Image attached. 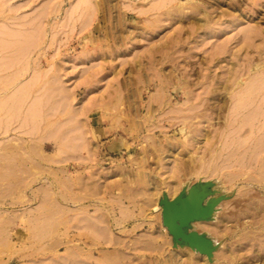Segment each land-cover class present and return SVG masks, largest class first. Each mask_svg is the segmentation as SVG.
Here are the masks:
<instances>
[{"label": "rangeland", "instance_id": "1", "mask_svg": "<svg viewBox=\"0 0 264 264\" xmlns=\"http://www.w3.org/2000/svg\"><path fill=\"white\" fill-rule=\"evenodd\" d=\"M83 1L0 0V106L5 104L0 107V117L10 125L0 129V139L10 145L9 138L11 141L15 137L11 142L14 147L3 143L14 149L20 145L16 144L18 138L28 150L43 137L48 138L41 144L43 161L38 155L33 159L21 154V158L5 151L4 157L0 156V187L9 191L0 188V264H75L70 253L77 247L82 261L78 264L95 262L90 261L91 256L99 264H189L190 255L197 257L189 247L175 248L163 225L159 203L164 194L173 199L167 184H176L174 177L179 174L175 172V162H188L197 154L184 149L183 124L172 119L176 117L174 109L154 104L155 110H148L150 99L161 85V69L165 91L175 105L186 102L184 95L176 92L178 77L185 81L186 91L201 98L207 97L212 78L220 87L229 82L232 85L238 77L242 91L251 92L244 95L245 103L239 102L244 105L237 112L235 97L231 99L233 107L207 109L212 115L211 139L221 149L215 160L216 172L209 178L190 174L183 177L174 186V197L196 183L212 182L217 196L226 199L217 208L214 221L199 223L195 230L219 225L204 230L206 233L199 231L217 247L214 264H224L223 257L229 252L230 256L243 254V264H264L251 257L252 252H258V246H240L251 242V237L261 240L262 233L261 214L251 212L264 200L260 171L264 167V141L260 143L264 139V0H173L164 9L156 7L158 0H90L94 10L91 3ZM180 7L189 17L179 20L169 15L179 12ZM198 9L212 14L215 21L194 26L190 16L199 17ZM211 28L215 33H209ZM220 46H225L226 51H218ZM19 87L25 92L21 93ZM203 110L198 107L197 112ZM150 117L151 123L147 122ZM244 117L252 121L245 122ZM78 119L88 134V148L73 142L80 143ZM202 121L199 117L193 124L202 128ZM209 123H205L207 130ZM240 126L244 127L241 133L253 129L254 134L247 136L243 150L232 156V149L243 141L236 134ZM56 130V137L69 143L67 150L73 148L61 155L67 161L60 159L57 163V145L47 136ZM36 163L41 169L34 172ZM11 168L18 175V168H27L29 175L20 173L25 180L18 181L20 176L15 179ZM4 169H11L12 176L4 179L8 171ZM79 174L93 188L75 196L71 184L64 182ZM73 198H78L76 203ZM119 221L122 226L117 225ZM82 225L90 231L78 230ZM47 226L50 231L45 229ZM3 230L6 233L2 234ZM150 242L154 244L151 247ZM117 252L126 257L118 259L114 255Z\"/></svg>", "mask_w": 264, "mask_h": 264}, {"label": "bare ground", "instance_id": "2", "mask_svg": "<svg viewBox=\"0 0 264 264\" xmlns=\"http://www.w3.org/2000/svg\"><path fill=\"white\" fill-rule=\"evenodd\" d=\"M85 1V0H84ZM84 1H83V3H84ZM172 1L173 0H158L157 1V3H156V7H158V9L159 8H162V9H164V8H166L167 6H169L170 4H172ZM85 2H88V4H90L91 3V1L89 0V1H85ZM82 3V4H83ZM93 3V2H92ZM92 3H91V8L93 9V7H92ZM152 3V2H151ZM150 3V4H151ZM127 7L128 8H130V6L129 5H127ZM127 8V9H128ZM184 8V7H183ZM154 9V8H153ZM157 8H156V10H158ZM174 9V8H173ZM176 9V8H175ZM177 9H181V7L180 8H177ZM187 9H189V8H187ZM204 9V8H203ZM94 10V9H93ZM135 10V9H134ZM149 10V9H148ZM184 10V9H183ZM197 10V9H196ZM172 11V10H171ZM198 11L199 12H201V10L200 9H198ZM144 12V11H143ZM145 12H147V10L145 11ZM173 12V11H172ZM176 12L177 13H173V14H171V13H169V15L170 16H173V15H175V17L177 18V19H179V20H181V18H184L185 16H188L189 17V14H187V13H184L183 11H182V9L181 10H179V12L176 10ZM92 13V12H91ZM141 13V12H140ZM143 14V13H142ZM92 15H93V13H92ZM91 15V16H92ZM163 15V14H162ZM164 16V15H163ZM212 14L210 15L208 12H201L200 13V16L199 17H191L190 16V23H192L194 26H199V27H201V26H205V25H207V24H209L213 19H212ZM90 17V16H89ZM201 17V18H200ZM203 17H205V19L203 18ZM91 18V17H90ZM203 18V19H202ZM214 18V17H213ZM148 21V20H147ZM189 21V20H188ZM213 21H215V20H213ZM212 21V22H213ZM88 22H90V19H89V21ZM87 22V23H88ZM151 23V22H150ZM189 23V22H188ZM86 25V24H85ZM84 25V26H85ZM89 25V24H88ZM161 25V24H160ZM160 25L158 26V27H160ZM157 27V28H158ZM147 33H149V31H146ZM209 33L210 34H213V33H215V30L214 29H210V31H209ZM218 51H226V48H225V46H220L219 48H218ZM240 51V49L238 50V52ZM234 54H237L236 52H234L232 55H233V57H236L237 55H234ZM239 58V57H238ZM234 59V58H233ZM236 59V58H235ZM252 63V62H251ZM253 64V63H252ZM261 64V63H260ZM242 65V64H241ZM248 66L250 65V64H247ZM3 66V65H2ZM247 66V67H248ZM250 67V66H249ZM248 67V68H249ZM261 67H262V69H264V65H261ZM260 67V68H261ZM251 69V68H250ZM258 69V68H257ZM20 71H22V70H20ZM245 71V70H244ZM18 71H15V73H17ZM230 72V71H229ZM233 72V71H232ZM232 72H230V74H232ZM259 72H260V70H259ZM236 73H239V72H236ZM160 77H159V81H160V84L161 85H159V87L157 88V91H156V94H154L153 95V97L150 99V102H149V104H148V110L151 112V111H154L155 110V106H154V104H157L158 105V108H165V107H169V108H172V109H174L172 112H174V114H175V116L176 117H174V118H172V119H175V120H177V121H179L180 123H182L183 124V128L181 129V132H182V134L184 135V137H185V139H186V146H185V148L184 149H186L189 153H192V154H197V156H195V158L194 157H192V159L190 160V161H188V162H185V161H179V162H175V165L176 166H174V169H175V172L176 173H178L179 175L178 176H175L174 178L176 179V184L178 185V184H180L181 183V181H182V179H183V177H185V176H189V174H190V176L191 175H196L198 178H209V177H212L214 174H215V172H216V163H215V160H216V158L217 157H219L218 156V154L220 153V151H221V149L219 148V143H217V141L216 142H214L212 139H211V132H210V129H211V127H212V125L209 123L210 121H211V119H212V115H210V114H208V112H207V109H213V108H217L218 110H224V109H226L228 106H232L233 107V103H235L234 104V108H236L235 110H236V112H237V110H238V108H240L241 106H243L244 105V99H243V97H244V95H246L247 93H246V90H245V92L244 91H242L243 90V88H242V82L240 81L241 79H239L238 77H237V75H236V77L237 78H235V80L232 78V76H231V80L233 81L232 82V85L230 84L231 82H229L230 80V77L229 78H227L228 80H227V82L226 83H228L229 82V84H230V86H229V84H222V85H220V87H218L219 86V84L220 83H217L216 82V80H215V78H212V87L211 88H209L208 90H207V92H206V95H207V97H205V98H201V95H198V96H195L194 95V92H191V91H186L185 90V85H186V83H185V81L184 80H182L181 79V77H178L177 79V84H178V89H177V93L178 94H183L184 95V97L186 98V102L184 103V104H180V103H178L177 102V104L175 105V104H173L172 102H171V100H170V98H169V95H168V93L165 91V81H164V79L165 78H163V74H164V72H163V70L161 69V71H160ZM233 74H235V72L233 73ZM263 73L261 72V75H262ZM16 75V74H15ZM241 75V74H240ZM239 75V76H240ZM255 75V74H254ZM257 76H260V74L259 75H257ZM257 76H254V78H256ZM7 77H8V75H7ZM13 77V76H12ZM35 77V76H34ZM11 78V77H10ZM14 78V77H13ZM37 78V77H36ZM53 78V77H52ZM168 78V77H167ZM253 78V77H252ZM6 79H8V78H6ZM54 79V78H53ZM257 79H259V77H257ZM1 80H3V79H1ZM34 80V79H33ZM166 80V79H165ZM9 80H7L6 82H8ZM20 81H22V80H20ZM258 81H260V80H258ZM261 81H263V80H261ZM252 82H255V80L254 81H252ZM33 83V82H32ZM32 83H31V87H32ZM258 83V82H257ZM261 83V82H260ZM264 83V82H263ZM25 84V83H24ZM28 84V83H27ZM248 84H250V83H248ZM259 85V84H258ZM18 86H19V84H18ZM24 86V85H23ZM27 86V85H26ZM26 86H24V87H26ZM259 86H261V84L259 85ZM207 87V86H206ZM248 87H249V85H248ZM248 87H246L247 88V90H250L251 89V87H249V89H248ZM18 87H16V89H17ZM20 89H22L21 87H19ZM23 89H25V88H23ZM20 90V92L21 93H23V92H25L24 90ZM27 89H29L28 88V86H27ZM27 89H26V91H27ZM245 89V88H244ZM2 90V89H1ZM0 90V91H1ZM18 90V89H17ZM59 90H60V88H59ZM49 91V90H48ZM255 91H257V90H255ZM18 92V91H17ZM60 92V91H59ZM62 92V91H61ZM15 93V92H14ZM27 93V92H26ZM45 93V92H44ZM248 93H250L251 94V92L250 91H248ZM11 94V93H10ZM64 94V93H63ZM250 94H247L248 96L250 95ZM28 95V94H27ZM11 96V95H10ZM9 96V97H10ZM17 96V95H16ZM64 96V95H63ZM1 97V96H0ZM8 97V96H7ZM6 97V98H7ZM237 98V100H238V103H237V100H236V102L234 101L233 103H232V101H231V99L233 100V98ZM66 98V97H65ZM244 98H246V97H244ZM248 98V97H247ZM253 98V97H252ZM243 99V100H242ZM5 100V99H4ZM15 100V99H14ZM64 100V99H63ZM72 100H73V98H72ZM254 100V99H253ZM7 101H8V99H7ZM10 101V100H9ZM17 101V100H16ZM15 101V102H16ZM20 101V100H19ZM66 101H67V99H66ZM211 101H213V103H211L210 104V102ZM240 101H243V102H241V103H243V104H241V106L239 105V102ZM1 102V101H0ZM181 103H182V101H181ZM18 104V103H17ZM39 104V103H38ZM68 104V103H67ZM1 105H3V103L1 104ZM14 105V104H13ZM106 105H108L109 106V104H106ZM37 106V105H36ZM63 106H65L64 104H63ZM102 108H103V106L104 105H100ZM108 106H106V107H108ZM251 106V105H250ZM1 108H4L5 107V104L3 105V106H0ZM17 107H18V105H17ZM40 107V106H39ZM66 107H67V105H66ZM198 107H204V110L203 111H198L197 112V109H198ZM8 108V107H7ZM11 108V107H10ZM15 108V107H14ZM32 108V107H31ZM58 108V107H57ZM260 108V107H259ZM231 109H233V108H231ZM196 110V112H194ZM230 110V109H229ZM1 112L3 111V109L2 110H0ZM168 111V110H167ZM170 111V110H169ZM168 111V112H169ZM232 111V110H231ZM10 111H8V113H9ZM168 112L166 113V114H168ZM218 112V111H217ZM216 112V113H217ZM7 113V111H6V114H8ZM234 113V112H233ZM5 114V113H4ZM36 114V113H35ZM40 114H41V112H40ZM218 114V113H217ZM12 115H13V113H12ZM12 115H11V117H12ZM29 115V114H28ZM10 116V115H9ZM8 115H7V117H9ZM24 116H26V115H24ZM30 116V115H29ZM161 116V115H160ZM218 116V115H217ZM231 116V115H230ZM237 116V115H236ZM4 117V116H3ZM2 117V118H3ZM6 117V116H5ZM4 117V118H5ZM201 118V120H204V121H202V123H203V127L202 128H198L196 125H194L193 124V121H195V120H197L198 118ZM246 117V116H245ZM244 117V118H245ZM25 118V117H24ZM33 118H34V116H33ZM36 118V117H35ZM218 118V117H217ZM244 118L242 119V120H244ZM250 118V117H249ZM11 119V118H10ZM31 119H32V117H31ZM209 119V120H208ZM5 120L6 121H8L6 118H5ZM41 120L42 119H40V122H41ZM71 120V119H70ZM151 120H152V117H150V119L147 121V122H149V123H151ZM250 120V119H249ZM6 121H4V120H2L1 121V117H0V129L1 128H6V127H8L7 125H9V124H7L6 125ZM10 121H12V120H9V122ZM35 121V120H34ZM74 121V120H73ZM208 121V122H207ZM250 121H252V120H250ZM250 121H247V118H245V122H250ZM8 122V123H9ZM32 122V121H31ZM70 122V121H69ZM78 122H79V128H80V131L79 130H77L78 131V133H80L79 135V137L80 138H78V139H80V141H78V142H80V143H76L75 141H73L76 145L77 144H79V147L80 146H82L83 148H88L89 147V138H88V134H86V130H85V126L83 125V122H82V120L80 119H78ZM77 122V123H78ZM160 122V121H159ZM221 122V121H220ZM243 122V121H242ZM241 122V123H242ZM205 123H209V126H208V129L209 130H207V128H206V126H205ZM247 123V124H248ZM22 124H23V122H22ZM31 124V123H30ZM36 124V123H35ZM175 124H177V123H175ZM246 124V123H245ZM245 124H243L244 126H246ZM250 124H252V122L250 123ZM38 125V124H37ZM152 126H155V123H153V124H151ZM240 125V124H239ZM242 125V124H241ZM253 125V124H252ZM10 126V125H9ZM20 126V125H19ZM32 126V125H31ZM157 126V125H156ZM232 126V125H231ZM262 126V125H261ZM26 127V126H25ZM77 127V128H78ZM158 127V126H157ZM250 127V126H249ZM39 128V127H38ZM78 128V129H79ZM222 128V127H221ZM239 128H241V126L239 127ZM238 128V129H239ZM261 128V127H260ZM17 129H18V127H17ZM5 129H3V131H4ZM31 130H33V129H31ZM30 130V131H31ZM55 130V129H54ZM58 130V129H57ZM56 130V132L54 133H52V132H48V133H50V135H47V136H49V137H51L52 139H54V141H55V143H56V145H57V150H58V155H57V158H56V162L55 163H57V162H59L60 161V159H64V161H67L68 159V157L66 158L67 160H65V158H63L61 155L62 154H64L65 153V150L66 151H69V150H73V148L71 149V148H69V150H67L68 148L66 147V146H68V145H66V144H69V143H65L64 141H63V139L61 140V138L62 137H56L57 135H55L56 133L58 134V131ZM75 130V129H74ZM224 130V129H223ZM236 130V129H235ZM242 130H244V127L243 128H241V130H239V132H238V130L236 131V134L238 133L239 135H240V140H243V141H239L241 144L244 142V141H246V140H244V139H246L247 138V136H251V135H253L254 134V130L252 129L251 131H244L243 133H241L242 132ZM9 131V130H8ZM60 131V130H59ZM5 132H7V129H6V131H4V133ZM18 132V131H17ZM43 132V131H42ZM149 132L151 133L152 132V130H149ZM220 133H222V131L220 130L219 131ZM3 133V132H2ZM3 133V134H4ZM73 133V132H72ZM220 133H218L219 135H220ZM232 132H230V134H231ZM17 134H19V133H17ZM200 134H202V136L200 135ZM20 135V134H19ZM54 135V136H53ZM214 135H216V133L214 134ZM227 135V134H226ZM18 136V135H17ZM46 136V137H47ZM63 136V135H62ZM19 137V136H18ZM68 137V136H67ZM219 137H221V136H219ZM227 137V136H226ZM226 137L224 138L225 139V141H226ZM12 138V137H11ZM14 138L15 137H13V139H11V141H10V138H9V142H10V145H11V142H13L14 141ZM202 138V139H201ZM239 138V137H238ZM237 138V139H238ZM40 139V138H39ZM43 139H45V140H47L46 138H44L43 137ZM42 139V140H43ZM65 139V138H64ZM71 139H74V138H71ZM76 139V138H75ZM220 138H218V140H219ZM236 139V140H237ZM249 138H247V140H248ZM261 139V138H260ZM13 140V141H12ZM20 141V139H18L17 138V140H16V144H20V145H18V147L15 145V147L16 148H14V149H12L13 147H14V145H11V146H13V147H11V149L10 148H7V145L6 146H4V144H8V142H6L5 140H2V139H0V156L1 157H4V154H5V152H6V154L7 153H9V154H13V155H19V156H21V158L23 157L22 155L24 154L25 156H27L28 154L31 156V158H33V156H37L38 155V158H39V156L41 157V158H39L41 161H43L42 159V155H40V153H41V144L43 143V141L42 140H40V141H38V144H37V146H36V144H35V146L33 145V147L29 150H27V149H25V148H23L22 146H21V143H19V141ZM44 140V141H45ZM230 140V139H229ZM4 141L6 142V143H4ZM21 141H24V140H21ZM72 141V140H71ZM205 141V142H204ZM224 140H223V142H225ZM231 141V140H230ZM263 141H264V139H262V142H260V143H263ZM30 142H31V140H30ZM236 142H238V141H236ZM235 142V143H236ZM4 143V144H3ZM24 143H26V142H24ZM231 143V145H232V141L230 142ZM229 143V144H230ZM239 143V144H240ZM72 144V143H71ZM75 144H73V145H75ZM203 144H206L207 146H204ZM224 144V143H223ZM228 144V145H229ZM238 145V147H235L234 149L235 150H233L232 149V151H231V155L232 156H234V155H237L239 152H241V150H243V145H244V143L242 144V145ZM258 143H256V145H257ZM9 145V144H8ZM9 145V146H10ZM30 145H31V143H30ZM73 145H71L72 147H74V149H76L75 147H77L76 145L75 146H73ZM255 145V146H256ZM222 146H224V145H222L221 144V148H222ZM69 147V146H68ZM230 147V146H229ZM78 148V147H77ZM175 148V146H173L172 147V150ZM223 149V148H222ZM226 149H228V148H226ZM264 149V148H263ZM77 150V149H76ZM170 150V149H169ZM175 150V149H174ZM5 151V152H4ZM75 151V150H74ZM80 151V150H79ZM179 151V150H178ZM4 152V154H2ZM261 152V151H260ZM22 154V155H21ZM42 154V153H41ZM168 154V153H167ZM176 154V153H175ZM182 154V153H181ZM180 154V155H181ZM259 154V153H258ZM3 155V156H2ZM240 155V154H239ZM46 156V155H45ZM232 156H230V157H232ZM17 157V156H16ZM56 157V156H55ZM31 158H28L29 160L31 159ZM70 158H72V157H70ZM91 158V157H90ZM9 159V158H8ZM11 159V158H10ZM13 159V158H12ZM34 159V158H33ZM73 159V158H72ZM78 159V158H77ZM173 159V158H172ZM218 159V158H217ZM225 159H227V158H225ZM224 159V160H225ZM20 160H22V159H20ZM19 160V161H20ZM73 160H75V159H73ZM228 160V159H227ZM49 161H52L51 159H49ZM63 161V162H64ZM174 161V160H173ZM240 161H242V160H240ZM240 161H238V164L240 163ZM9 162H11V161H9ZM27 162V161H26ZM30 162H31V160H30ZM33 162H34V160H33ZM33 162H31V163H33ZM54 162V161H53ZM1 163V165H2V162H0ZM19 163H21V162H19ZM35 163V162H34ZM222 163H223V161H222ZM264 163V162H263ZM17 164V163H16ZM16 164H15V162H14V165L16 166ZM22 164V163H21ZM37 164V166L39 165L38 163H36ZM36 164L34 165L33 164V167L35 168H33V170H34V172H35V170L37 169V168H39V166L38 167H36ZM0 165V166H1ZM5 165V164H4ZM30 165V164H29ZM44 165H46V164H44ZM52 165V164H51ZM240 165V164H239ZM239 165H237V166H239ZM7 166V165H6ZM18 166L19 167H21V165H19L18 164ZM22 166H23V164H22ZM26 166V165H25ZM28 166V165H27ZM59 166V165H58ZM61 166V165H60ZM241 166V165H240ZM244 166V165H243ZM41 167V166H40ZM53 167V166H52ZM242 167V166H241ZM252 167V166H251ZM1 168H3L2 166H1ZM5 168H7V167H5ZM29 168V167H28ZM171 169L173 168L172 166L170 167ZM253 168H254V166H253ZM11 169H13V168H11ZM10 169V170H11ZM19 169V172L20 173H24V172H27V173H25V174H28L29 175V172H28V170H24V171H20V170H23V169H20V168H18ZM39 169H41V168H39ZM49 169V168H48ZM47 169V170H48ZM65 169V168H64ZM1 170H3V169H1ZM5 171H7L6 169H4ZM10 170H8L7 172H5L4 174V179L5 178H7V176L6 175H8V177H10L9 176V174L11 173V171ZM46 170V169H45ZM46 170V171H47ZM31 171H32V168H31ZM31 171H30V173H31ZM36 171H38V169L36 170ZM48 171H50V170H48ZM170 171H172V170H170ZM260 171H262L261 172V178L262 179H264V167H263V169H261ZM34 172L32 173V174H34ZM50 172H52V173H50ZM49 173L50 174H52V175H54V172L53 171H50ZM61 172H62V170H61ZM117 173V170L116 169H113V173ZM8 173V174H7ZM13 176L15 177V179H16V175H18L17 173L16 174H14V169H13ZM19 173V175L18 176H20V179L18 180V181H24L25 180V177H24V179H23V176H21L22 174H20ZM63 173H65V171L63 172ZM122 174V173H121ZM11 175V174H10ZM12 176V175H11ZM56 176V175H55ZM2 177H3V175H2ZM26 179H27V177H26ZM58 179V178H57ZM0 180H3V179H0ZM67 180H68V178H67ZM60 181V180H59ZM64 183H69V184H71V188L73 189V192L75 193L74 195L76 196V194L77 193H83V192H88V190H91V188H93V186L91 185V184H89L87 181H86V179L81 175V174H79L78 176H74L73 178H70V180L69 181H67V182H64ZM11 184V183H10ZM9 184V185H10ZM16 184H20L19 182L18 183H15V185L13 184V186H16ZM175 184V185H176ZM57 185V184H56ZM174 184L172 185V184H167V191H168V193L171 195V196H173V199L175 198L174 197V195H175V190H174V186H175ZM48 186V185H47ZM52 186V185H51ZM182 186V185H181ZM261 186L262 187H264V180L263 181H261ZM10 187L11 188H13L12 187V185H10ZM99 187V186H98ZM1 189H3V187H0ZM11 188H9V190L11 189ZM15 188V187H14ZM191 187H189V188H184L182 191H184V190H189ZM69 189V188H68ZM4 190V189H3ZM42 190H44V188L43 189H41V191ZM1 191V190H0ZM4 191H8V190H4ZM11 191V190H10ZM181 191V192H182ZM23 192V191H22ZM67 192V191H66ZM180 192V193H181ZM7 193H9V191L7 192ZM43 193V192H42ZM179 193V194H180ZM19 194V193H18ZM51 194V193H50ZM49 193H48V195H46L47 196V198H48V196L50 195ZM96 194V193H95ZM178 194V195H179ZM8 195V194H7ZM6 195V196H7ZM14 195V194H13ZM61 195V194H60ZM165 195H167V194H164L163 195V197L165 196ZM177 195V196H178ZM26 196V195H25ZM74 196V197H75ZM168 196V195H167ZM176 196V197H177ZM247 196V195H246ZM61 197H63L62 195H61ZM82 197V196H81ZM81 197L79 198V199H81ZM169 197V196H168ZM170 198V197H169ZM66 199V198H65ZM78 199V198H77ZM76 198H73V200L75 201V203H76V200H77ZM163 199V198H162ZM171 199V198H170ZM245 199V198H244ZM249 200V199H248ZM47 201V200H46ZM55 201H56V199H55ZM61 201V200H60ZM72 201V200H71ZM161 201V200H160ZM25 202V201H24ZM23 203V202H22ZM49 204V203H48ZM160 204V203H159ZM58 204H56V202H55V206H57ZM255 205V204H254ZM160 206H161V204H160ZM59 207V206H58ZM57 207V208H58ZM61 209V208H60ZM83 209V208H82ZM252 208H249V210H251ZM58 210V209H57ZM62 210V209H61ZM248 210V209H247ZM163 211H164V209H163V207L161 206V214H162V218H163ZM242 211V210H241ZM57 212V211H56ZM61 212V211H60ZM217 212V211H216ZM216 212H215V214H216ZM64 213V212H63ZM123 213V212H122ZM251 213H254L256 216L257 215H259V214H261V232L263 233H261V240H259L258 238H255V237H251V242H249V243H241L240 244V246H241V248L243 247V246H245V247H247V246H250V247H252V249L253 248H255L256 246H258L259 247V250H258V252L257 253H255V252H252L251 254H252V256L251 257H253V258H257L258 260H259V262L261 261V262H264V200H261V207L260 206H255V208L254 209H252V212ZM54 214V213H53ZM56 214V213H55ZM215 214L213 215V217L211 218V220L210 221H208V222H199V223H209V222H211V221H214V219H215ZM241 214V213H240ZM253 214V215H254ZM8 215V214H7ZM51 215V214H50ZM123 215H124V213H123ZM39 216V215H38ZM40 216H41V214H40ZM33 217V216H32ZM260 217V216H259ZM45 218V217H44ZM51 218V217H50ZM256 218V217H255ZM259 219V218H258ZM258 219H257V221H258ZM94 220V219H93ZM97 220V219H96ZM121 220V219H120ZM44 221H47V220H44ZM55 221V220H54ZM101 221V220H100ZM58 222V221H57ZM71 222V221H70ZM82 222V221H81ZM98 222V221H97ZM77 223H79L80 224V221H78ZM99 223V222H98ZM101 223V222H100ZM102 223H104V222H102ZM199 223H195L194 225H193V228H192V230H194V231H196L195 229H196V225L197 226H199ZM223 223H224V221H223ZM47 224L48 225H50L49 224V222H47ZM89 224V223H88ZM122 224L123 223H121L120 221L119 222H117V225L118 226H122ZM225 224V223H224ZM254 224H257L256 222L254 223ZM32 225H35V224H32ZM90 225V224H89ZM94 225V224H93ZM163 225H164V223H163ZM219 227V225L218 224H216V225H211V226H207V227H205V226H203V227H199V229L200 230H203V232H205L204 230H208V229H210V228H214V227ZM235 226H238V223H236L235 224ZM254 226V225H253ZM106 227V226H105ZM108 227V226H107ZM165 227V226H164ZM49 227L47 226L45 229L46 230H49L48 229ZM74 228H76V229H78L76 226H74ZM167 228V227H166ZM244 228H247V226H245ZM1 229V228H0ZM90 228H88V227H86V226H84V225H82V226H80V229H78V230H80L81 232H89L90 230H89ZM110 228H108V230H109ZM168 229V228H167ZM199 230V231H200ZM224 230V229H223ZM4 231H5V233H6V230H3V232H2V234L4 233ZM50 231V230H49ZM198 231V230H197ZM198 231V232H199ZM98 231H95V234L97 233ZM105 232H107V231H105ZM110 232V231H109ZM168 232H169V230H168ZM201 232V231H200ZM93 233H94V231H93ZM102 233H104L103 231H102ZM206 233V232H205ZM214 233V232H213ZM248 233V232H247ZM101 234V233H100ZM99 234V235H100ZM170 234V233H169ZM206 235V234H205ZM212 235H214V234H212ZM223 236V235H222ZM248 237V236H247ZM109 239V238H108ZM108 239H106V241H108ZM121 239V238H120ZM154 240L155 241H157V239H155L154 238ZM242 241H244V240H242ZM261 241V242H260ZM109 242V241H108ZM163 242V241H162ZM107 243V242H106ZM145 243H147V242H145ZM152 242H150V247L151 246H153L154 244H151ZM110 244V243H109ZM118 244V243H117ZM149 243H147V245H148ZM156 245V244H155ZM216 246V245H215ZM157 247V246H156ZM160 246L158 245V248H159ZM179 247V246H178ZM185 247H187V246H185ZM160 249V248H159ZM191 249V248H190ZM79 247H77L76 248V250H74V252L73 251H71V258H72V263H75V264H78V263H81L82 261H81V257H80V254H79ZM192 250V249H191ZM194 252L193 253H195V255H197V257L199 256L200 258H197V257H195V256H189V258H188V261H190V263L191 264H201V261H204L206 264H211V263H213L214 264V258L212 257V258H209V257H207L206 255H203V254H200L199 252H197V251H195V250H193ZM216 251H217V247H216ZM215 251V252H216ZM215 252H214V254H215ZM229 252V251H228ZM227 252V253H228ZM197 253V254H196ZM230 253V252H229ZM229 253H228V255L226 254V256H224L223 257V260H224V264H243L242 263V261H244V255L242 254H240V256H239V254L238 255H234V253H233V255H232V253H231V256L229 255ZM213 254V256H215ZM244 254H245V252H244ZM114 255H116L117 257H118V259H121V257L123 256H125V255H122V253H120V252H117V253H115ZM246 255V254H245ZM229 256V257H228ZM115 257V256H114ZM122 257V258H123ZM126 257V256H125ZM124 257V258H125ZM247 258V257H246ZM245 258V259H246ZM90 259V261H92V260H94L95 262H93V263H90V264H99V261L98 260H95V258L94 257H92L91 256V258H89ZM64 261V260H63ZM71 262V261H70ZM64 263V262H63ZM107 263H108V261H107ZM189 263V264H190ZM83 264V263H82ZM86 264V263H85ZM89 264V263H88ZM262 264V263H261Z\"/></svg>", "mask_w": 264, "mask_h": 264}, {"label": "water", "instance_id": "3", "mask_svg": "<svg viewBox=\"0 0 264 264\" xmlns=\"http://www.w3.org/2000/svg\"><path fill=\"white\" fill-rule=\"evenodd\" d=\"M225 199L217 196L212 182L196 183L174 199L165 195L160 201L164 209L163 223L173 238L174 247L187 246L212 258L216 251L215 243L207 235L192 228L195 223L210 221Z\"/></svg>", "mask_w": 264, "mask_h": 264}]
</instances>
